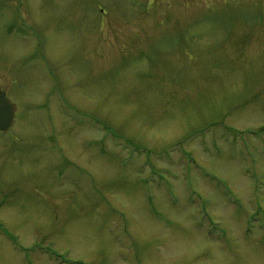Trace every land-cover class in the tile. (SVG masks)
I'll use <instances>...</instances> for the list:
<instances>
[{
  "label": "rangeland",
  "instance_id": "1",
  "mask_svg": "<svg viewBox=\"0 0 264 264\" xmlns=\"http://www.w3.org/2000/svg\"><path fill=\"white\" fill-rule=\"evenodd\" d=\"M0 264H264V0H0Z\"/></svg>",
  "mask_w": 264,
  "mask_h": 264
},
{
  "label": "water",
  "instance_id": "2",
  "mask_svg": "<svg viewBox=\"0 0 264 264\" xmlns=\"http://www.w3.org/2000/svg\"><path fill=\"white\" fill-rule=\"evenodd\" d=\"M17 105L0 90V131L9 130L15 123Z\"/></svg>",
  "mask_w": 264,
  "mask_h": 264
}]
</instances>
